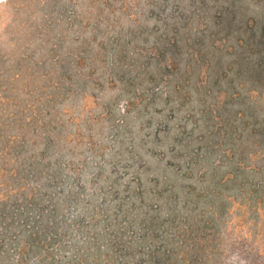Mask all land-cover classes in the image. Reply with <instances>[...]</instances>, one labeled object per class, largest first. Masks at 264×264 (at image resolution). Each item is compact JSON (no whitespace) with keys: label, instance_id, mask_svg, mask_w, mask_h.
Wrapping results in <instances>:
<instances>
[{"label":"rangeland","instance_id":"rangeland-1","mask_svg":"<svg viewBox=\"0 0 264 264\" xmlns=\"http://www.w3.org/2000/svg\"><path fill=\"white\" fill-rule=\"evenodd\" d=\"M0 264H264V0H0Z\"/></svg>","mask_w":264,"mask_h":264}]
</instances>
